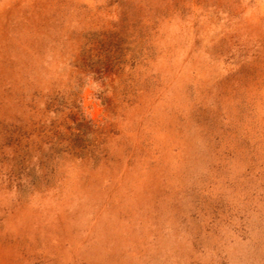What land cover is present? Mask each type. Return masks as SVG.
I'll return each instance as SVG.
<instances>
[{"label":"rangeland","instance_id":"obj_1","mask_svg":"<svg viewBox=\"0 0 264 264\" xmlns=\"http://www.w3.org/2000/svg\"><path fill=\"white\" fill-rule=\"evenodd\" d=\"M0 264H264V0H0Z\"/></svg>","mask_w":264,"mask_h":264}]
</instances>
